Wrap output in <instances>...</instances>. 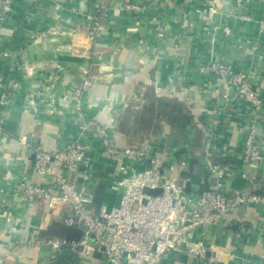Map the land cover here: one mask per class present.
<instances>
[{
	"label": "crops",
	"instance_id": "obj_1",
	"mask_svg": "<svg viewBox=\"0 0 264 264\" xmlns=\"http://www.w3.org/2000/svg\"><path fill=\"white\" fill-rule=\"evenodd\" d=\"M124 1L149 7L141 12L114 8L104 12L105 28L96 40L101 53L90 68L97 83L86 93L87 116L109 122L116 144L152 145L166 170L172 165L187 168L192 157L208 168L211 187L217 179L209 170L210 163L231 170L232 175L224 180L228 191L246 186L243 173L253 169L243 164L241 153L253 108L235 98L232 86L197 72L196 65L201 59H217L247 67L255 86L264 93V4L216 0L218 12L211 14L209 0ZM101 2L15 0L12 12L0 24V92L13 81L20 82L18 89L7 90L9 100L0 107L5 129L0 136V264H58L67 261L61 255L74 254H63L49 244L28 243L63 231V227L50 222L47 202L29 203L22 198V182L41 178L34 170L33 149L24 148L18 136L27 134L33 146L61 149L79 131L74 102L64 95L75 93L86 62L70 54V49H87L69 44L70 35L84 39L86 14H103ZM205 14L212 15L211 23L203 19ZM225 26L230 27L229 34ZM54 37L57 42H52ZM254 45H258L256 50ZM56 63L64 67L57 69ZM33 89L46 96L26 97ZM260 115L264 119V107ZM88 156L94 173L89 191L99 176L107 177L104 197L101 202L94 198L95 207L111 208L119 203L123 191L113 187L124 174L119 166L129 163L124 156H106L99 140ZM259 171L264 176V161ZM80 174L74 177L77 185L83 170ZM257 187L264 191V182ZM72 235L77 236L74 230ZM263 236L264 205L255 203L226 213L207 230L204 240L212 249L226 248L219 264H264ZM230 252L235 253L231 260ZM195 259L188 251H171L162 263L191 264ZM86 260L108 264L99 252Z\"/></svg>",
	"mask_w": 264,
	"mask_h": 264
},
{
	"label": "built area",
	"instance_id": "obj_2",
	"mask_svg": "<svg viewBox=\"0 0 264 264\" xmlns=\"http://www.w3.org/2000/svg\"><path fill=\"white\" fill-rule=\"evenodd\" d=\"M114 1L102 0L112 9L122 11L141 12L149 7L148 4L124 0L113 5ZM258 1L264 4V0ZM14 2L0 0V24L12 12ZM208 11L211 14L218 12L216 0L208 1ZM211 18L210 14L203 16L207 23H211ZM261 23L264 24V20ZM102 28L103 17L88 15L84 29L85 40L78 39L75 42L77 47L84 45L87 50L70 49L72 54L86 61L75 93L64 95V99H72L74 102L80 123L79 131L61 149L33 146L27 134L18 136L24 148L33 149L34 170L41 178L39 182L29 178L22 182L23 200L29 203L47 202L51 214L63 217L70 226H81L83 234L79 238L70 239L45 235L28 243L49 244L58 252L68 249L79 257L78 262L71 264H88L86 259L97 252L105 257L108 264H164L163 258L171 251H188L193 254L196 259L191 264H219V259L210 260L207 251L222 256L226 248H210L204 240L207 230L226 213L241 206L255 203L264 205V191H259L257 187L263 186L264 182V176L259 171L260 163L264 161V143L261 138V135L264 136V119L260 115L264 107V93L255 86L252 72L247 67L237 68L232 62L217 59H201L197 63V72L215 76L232 86L235 98L252 106L254 114L246 130L241 158L243 164L253 170L243 173L247 180L246 186L228 191L224 180L232 175L231 170L224 165L210 163L209 170L217 179L216 185L202 193L189 192L179 176L166 174L162 159L156 155L152 145L147 143L143 147H135L116 144L110 136L112 125L109 122L87 116L86 93L93 90L97 83L96 75L90 71L93 58L98 54L93 49V43ZM230 32V27L225 26V33ZM257 48L258 45L253 46L254 50ZM55 65L57 69L64 67L60 63ZM19 87L18 80L5 86L0 92V107L9 100L7 90ZM25 96L34 99L46 95L33 89L26 92ZM87 101L90 102L89 99ZM1 135H5V129L0 120ZM95 140L100 141L106 156L121 155L129 163V166L123 163L119 166V171L124 174L117 178L113 187H121L123 191L119 203L111 208L103 205L96 208L94 197L88 189L94 174L88 152ZM82 170V180L77 185L74 177L81 175ZM145 188L160 190L148 192ZM67 210L69 214L65 215ZM262 249L261 257L264 260V236ZM234 256L235 253L230 252L229 260Z\"/></svg>",
	"mask_w": 264,
	"mask_h": 264
},
{
	"label": "water",
	"instance_id": "obj_3",
	"mask_svg": "<svg viewBox=\"0 0 264 264\" xmlns=\"http://www.w3.org/2000/svg\"><path fill=\"white\" fill-rule=\"evenodd\" d=\"M121 157V155H120ZM189 163L187 168L183 167L181 168L180 165L178 166H171V168H168L166 170V174L168 176L174 175V171L178 172V176L184 181L185 183V189L189 192L196 191L197 193H202L205 190L211 189L210 186V173L208 172V168L202 164L198 159L189 157L188 158ZM110 168H115L117 171L116 165H111ZM175 169V170H174ZM109 174H113L112 171ZM106 175V174H105ZM106 176L98 177L97 184L93 187L91 191V195L98 201L101 202L104 197V191L106 187ZM148 192H158L160 189H151V188H145ZM50 222H55L57 224L62 225L63 231H55V233L51 235L56 236H63L66 238H73L72 231L74 230L76 232L75 236L76 238H79L83 234V228L79 230H75L71 226L66 225L64 218L60 217L57 218V216L53 215L50 218ZM63 254L70 255L72 252L68 249H63L61 251ZM207 256L210 257L211 261L218 260L221 256L216 252H211L210 250L207 251Z\"/></svg>",
	"mask_w": 264,
	"mask_h": 264
},
{
	"label": "rangeland",
	"instance_id": "obj_4",
	"mask_svg": "<svg viewBox=\"0 0 264 264\" xmlns=\"http://www.w3.org/2000/svg\"><path fill=\"white\" fill-rule=\"evenodd\" d=\"M101 4L103 5V7L100 8V9L102 10L103 14L93 13V15H98V16L103 17V21H104V12H107V11L111 10L112 8H111L110 5H108L107 2H101ZM116 5H117V4H116ZM88 15H90V14H86V17H87ZM104 28H105V25H104V23H103V28H102L101 31L97 34V37H96V39H95V42L93 43V46H94L95 49H96V47H97L96 40H97L98 36L101 34V32L104 31ZM51 33H52V31H51ZM54 36H55V35H54ZM59 36H61V35H59ZM85 37H86V34H85V32H84V39H83V40H85ZM54 38H55V37H54ZM54 38H51L52 42H57V38H55V39H54ZM76 41H77L76 36H75L74 34H73V35H70V43H69V44H74ZM96 50H97V49H96ZM97 51H98V54H97V55H99V54L101 53V51H100L99 49H98ZM70 54H72V53H70ZM72 55L76 56V54H72Z\"/></svg>",
	"mask_w": 264,
	"mask_h": 264
},
{
	"label": "trees",
	"instance_id": "obj_5",
	"mask_svg": "<svg viewBox=\"0 0 264 264\" xmlns=\"http://www.w3.org/2000/svg\"><path fill=\"white\" fill-rule=\"evenodd\" d=\"M62 256V258H66V260L67 261H65V263H63L62 261L60 262V263H58V264H70V262L72 263H74V262H78L79 261V257H78V255L76 254V253H74L73 255H71V256H64V255H61ZM56 264H57V262H56Z\"/></svg>",
	"mask_w": 264,
	"mask_h": 264
}]
</instances>
